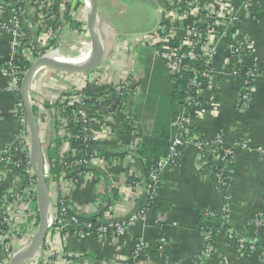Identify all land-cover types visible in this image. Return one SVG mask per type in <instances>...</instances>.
Wrapping results in <instances>:
<instances>
[{"label": "crops", "instance_id": "crops-1", "mask_svg": "<svg viewBox=\"0 0 264 264\" xmlns=\"http://www.w3.org/2000/svg\"><path fill=\"white\" fill-rule=\"evenodd\" d=\"M59 1L63 9L72 4L69 0ZM177 1L160 0L157 4L155 0H98L97 27L105 49L104 63L89 75L86 83L78 75L69 78L42 69L35 76L31 87L30 95L37 105L35 109L43 113L38 117L43 122L46 119L45 123H41L40 131L43 132L47 122V143L52 142L54 101L63 90L74 89L76 85L84 86L83 91L91 94L108 89L117 91L122 86L130 91L132 95L128 110L134 121L137 141L152 135L161 125L170 121V109L181 107L170 103V93L175 85L156 48L155 31L157 25L165 21L167 30L171 31L175 39L179 40L185 35V23L194 22L196 17L193 12L188 13L177 7L166 11L167 2ZM83 6V2H77L75 8L71 7L70 16L78 20V23L84 12ZM212 6L214 11L210 12L209 21L213 23V32L217 38L213 67L216 70L218 91H202L201 109L196 111L188 107L183 108V111L189 126L194 127L199 135L220 134L228 144L249 141L264 148V11H257L255 5L248 6L247 14L242 15L244 0H213ZM25 8L22 23L28 41L37 44L40 29L46 26L52 36V51L68 58L79 56L82 42H89L87 31L81 24L79 28H72L63 21L55 23L51 18L41 17L42 14L36 11L32 15L29 13L30 7ZM134 12L142 13L145 17L137 27L126 20ZM236 15L242 18L234 22L232 17ZM232 27L236 28L238 34L250 39L258 58L259 72L252 90V100L244 112L235 108L236 82L227 74V40L220 37ZM9 43L8 34L0 35V148L14 144L15 133L20 127L19 117L13 108L15 95L4 89V67L8 60ZM163 73L168 78L166 84L169 101L167 111L160 113L157 104L147 98L151 88L158 82L157 75ZM52 78L57 85L52 82ZM96 126L98 128H93L92 134L97 144L88 153L93 152L94 156L96 149L124 152L126 156L121 163L123 168L120 170L121 165H110L106 171H101L107 176V184L90 173L88 181L71 191L68 202L71 207L79 208L81 213L90 217L102 207L103 194L108 191L110 194L115 188L119 190L118 201L101 219L109 217L126 220L138 211L144 200L142 187L124 189L128 178L142 176V160L136 155L135 147L129 145V139L127 144L125 140L121 144V140L116 141L100 134L101 127ZM119 129L117 127L116 131ZM174 130L171 124L170 141ZM122 135L125 134L118 133L117 136ZM235 153L230 182L232 208L229 224L238 237L256 241V234L247 228V221L253 214H261L264 220V160L257 151L238 145L235 146ZM198 161L196 149L187 146L175 163L164 167L160 173L158 192L152 201L154 211H146L144 220L131 225L123 237L91 233L81 239L62 231L53 232L48 236L47 247L60 255L74 257L72 264H194L203 247V239L197 228L199 217L206 209L220 210L223 202L221 195L212 190L209 175L206 172L198 175L196 172ZM94 162L98 166L103 163ZM160 237L167 242L162 253L153 249ZM258 237V242L264 245V225ZM135 238L141 239L146 246L142 254L131 256L132 241ZM215 248L216 252L199 264H222L223 259L227 264H258L255 256L237 254L225 234L215 240ZM91 254L98 258H92ZM41 262L44 264L45 260L41 259Z\"/></svg>", "mask_w": 264, "mask_h": 264}, {"label": "built area", "instance_id": "built-area-1", "mask_svg": "<svg viewBox=\"0 0 264 264\" xmlns=\"http://www.w3.org/2000/svg\"><path fill=\"white\" fill-rule=\"evenodd\" d=\"M51 1L52 0H11L8 9L0 7V35L8 34L10 36L8 60L5 65L7 71L5 72L6 79L4 89L7 92L15 95L13 108L17 113L20 121V127L15 133L14 144L5 145L0 148V264H9L10 258L35 234L38 223L36 205V179L33 174L29 159L30 148L28 132L25 124V115L24 111L22 110V113L20 110L22 108V104L19 102L18 99L20 82L24 72L27 69L25 70V68H23V64L22 62H20L18 55L19 53H23L25 60L27 61V63H29L30 66V64L37 57L49 51H52V45H50L52 36L49 29H47L46 26L41 28L37 44L28 41V37L24 31L22 23V18L25 13V6L22 9L17 10L14 8V6L19 2H24L26 6L30 7L29 13H31L32 15H34L36 11L42 14L41 17H46L47 19L51 18L53 20V17H48V11ZM69 2L72 3V8H75L77 2H83L84 12L83 15H81L79 23L86 30L85 19L88 8V0H69ZM212 2L213 0H211L209 6L207 7V21L210 20V12L214 11ZM244 5L245 8H243V10H247L248 6H254L247 5L245 0ZM62 9L63 8H61L59 4V19L61 20L63 19L62 14L66 10ZM18 10L19 12H17ZM187 12H193L196 17L194 22H197L201 27L203 26V21L198 18L197 10ZM237 17L241 16L236 15L232 17V20L234 22L239 21ZM76 22L78 23V20H76ZM209 23L210 25L205 34L206 41L201 46V52L203 56H205L210 62V67L208 68L206 73V76L209 78V87L206 90L214 93L212 89H216L218 91L216 85V70L213 67V61L216 55L217 38L213 32V23L211 21H209ZM185 25L184 28L186 30V33L179 40L173 37V34L170 30H167L165 21H163L162 23L160 22L156 27V30L164 35L163 39L165 41L176 40L179 42V46L177 49L174 48L168 51L167 47H163L164 51H158L159 55L164 61L168 75L172 77V82L174 83V85L178 80H180V78L174 77L176 75H180V73L183 71L189 70V67L184 63V61L192 60L195 58L193 49L195 44H197V41H192L191 37L195 34L200 35L199 31L189 29ZM231 29L229 31L224 32L220 36L222 39L227 40L226 43L228 46V51L227 58L225 59V64L227 66V74L233 80L235 79V67L233 68V70L229 68V53L232 50L236 54L239 63H245L251 67H254V71L251 72L249 76L256 80V76L258 75L259 70L257 69L258 58L255 55L253 43L250 41V39H248L247 36L244 35L248 39V41L243 42L244 47L253 51V55H250L249 57H244L234 46L230 44L229 37L226 36V33H229ZM239 36L240 34H238L236 30L234 37L238 38ZM81 45L82 50L78 52V55L81 56L86 50L85 58H82V60H85L90 53V43L82 42ZM70 49L72 50L71 47ZM41 70H39L38 73ZM96 70L78 74L61 73V75L64 74L69 78H73L74 76L78 75L80 79L85 81L84 83H86L88 82L87 80L90 78L89 75H91V73ZM48 71L51 72L52 70L48 69ZM200 73L202 74V71H200ZM51 80L53 83L55 82V79L52 78ZM54 84L57 85V83ZM83 88L84 86L81 87L80 85H76L74 89H65L57 96L56 100L54 101L52 117L53 132L51 134L52 142L47 143L45 141V133L48 132L47 122L44 126L45 129L43 130V132L40 131L39 128L40 139L44 151L43 153L45 180L51 195V207L49 212V231L47 235H50V233L53 232L62 231L66 235H76L81 239L85 238L91 233H96L100 236H106L111 234L116 237H123L128 232V229L131 225L141 220H144V213L146 211L142 213L136 212L130 215L126 220L110 219L109 217L108 219H98L101 226L95 232H84V227L89 228L90 224H81L78 222V219L75 216L68 215L69 211L73 210V207H71L70 203L68 202V196L76 186L82 185L89 179L90 172L86 171L84 168H89L91 164H95L96 166H98L96 164L97 162H94L93 160V154H91L90 152L88 153L90 147L87 146L81 151H76L72 147V142L74 140V130L77 128H81L86 138L95 141L92 132L93 128H98L96 126L98 125L99 127H101L100 134L107 135L110 139L119 141V138L117 136L118 132L116 131V128L121 127L120 117L126 114L125 110L117 108L112 112H101V122L96 118H89L91 107L87 104L86 100L82 96V93L84 92ZM253 89L254 87L246 89V94L244 95V98L247 102H249V104L247 105V108L245 110L240 112H244L248 109L252 100ZM122 90L123 86L120 87V89H117V98H119V96L123 92ZM206 90H201L199 92V96L201 97V92ZM58 102L64 107L72 106L75 102L80 104L79 108H76L72 111L74 121L71 123L72 127H70L69 129L67 128L70 124L68 123V118L62 116V113L59 110L55 109V104ZM117 102L120 103V100H118ZM196 105L197 104L195 102H188V105L185 108L192 107L194 110H196ZM202 106L203 104L200 106V109ZM183 110L184 109L182 108L180 115L176 118L173 123L175 130L173 137L171 138V146L169 148L168 155L165 159L159 161L158 168L149 175L150 184H148L147 187L148 189H151L152 193L155 192V190L159 189L160 173L162 172L164 167L169 163H175L172 161V159L176 156L179 157L181 151L187 146H193L196 149L197 156L199 159L196 170L203 167L208 157H212L215 163H218L220 160L223 159L222 154L232 155L235 164L236 145H238V147L240 146L242 148L255 150L258 152V155H260V153H264V148L249 141H239L237 144H228L226 143L223 137L222 138L224 140H221L219 138L220 134L213 135L216 137V140L215 142L213 141V143L211 144L205 143L203 141H193V138L189 136L191 133L192 126H189L188 118L186 117ZM40 115H43V113L41 111H37V118H39L38 116ZM55 119L60 120L59 126L56 125ZM45 121L43 122L41 120L40 122L45 123ZM98 122L99 124H97ZM40 126L41 124L39 125V127ZM132 137L134 140H136L135 132L132 134ZM198 137L209 138L212 136H204L198 134ZM57 138H59V142L55 141ZM132 145L134 146L135 144ZM226 145H228L231 149H225ZM49 148H56L58 149L60 154H62L57 162V175L53 174V172L51 171V168L54 167L56 163L50 164L47 158V152ZM100 164L101 165H99L98 167H101L102 170L106 171L107 165L105 163ZM112 165L119 167L120 162L115 161ZM223 168L228 170L227 164H224ZM204 172H206L210 177L208 171ZM56 178L58 181L56 180ZM141 187L142 186H140L139 184H136L132 189H140ZM126 188L128 187L124 186V189ZM216 193L220 194L222 197V207L220 210L211 209V212H207V220L211 223H217L219 219H223L225 222H229V215L231 213L232 208L231 193L229 192L225 195L221 192ZM57 204H59V206H57ZM207 210L208 209H206L205 211ZM255 224L256 228H258L259 230L262 229L264 225L263 216L262 221H256ZM69 231H73V233L70 234ZM222 234H225L227 241L233 247L234 243H237L239 245V249H243V243L245 239H242L235 235L231 229L221 228L217 231L210 229L205 236V240H207V245L205 248L202 249L201 253L195 258V260H199L200 263L203 260L207 259L210 255L215 253V240L218 238V236ZM166 245V240L163 237H160L154 245L153 249L162 253L166 248ZM145 246L146 245L142 242V240L139 239L137 251L136 253H134V256L140 255V252L144 250ZM250 249L251 256H255L256 258L258 257V264H264V245L260 244V246L258 247L252 246ZM259 256H262V258H259ZM65 257L66 256L55 253L47 246L44 247L43 244L38 250L37 254L25 264H41V259L45 260L44 264H66ZM222 264H227L224 259L222 260Z\"/></svg>", "mask_w": 264, "mask_h": 264}, {"label": "trees", "instance_id": "trees-1", "mask_svg": "<svg viewBox=\"0 0 264 264\" xmlns=\"http://www.w3.org/2000/svg\"><path fill=\"white\" fill-rule=\"evenodd\" d=\"M156 3L160 2V0H155ZM211 0H178L175 3H166L165 8L166 11H171L175 9L176 7L180 10L184 11H192L197 10L198 18L203 21V26H199L197 22L194 23H186V27L192 30H197L200 32V35H193L191 37L192 41H197V44L194 46V55L195 58L192 60H186L184 63L189 67L188 71H183L180 73V75H176L174 78H180L175 84L174 90L170 93V103L171 104H177L181 108L170 109V121L166 123L165 125H161L152 135L144 136L141 140L136 141L133 139L132 134L135 132V125L134 122L131 119V112L128 110L129 106V98L132 95L130 91H126L123 89L121 95L119 98H117V91L115 89H108L99 93H86L85 91L82 93V96L86 100L87 104L91 107V111L89 113V118H96L100 122L102 121V117L100 116L101 112H112L115 109H122L126 111V114L120 117L121 121V127L118 130V133L127 135L129 139V145L135 144V153L136 155L142 160V176L141 177H130L127 179V182L125 183V186L128 188H134L136 184H139L142 186V189L144 190V200L142 204L140 205L137 213H142L145 211H154L155 206L153 207L152 201L153 198L158 190H155V192H151V189H148V184H150L149 175L155 171L158 168L159 161L166 158V156L169 153V148L171 146L170 141V125L174 123L176 118L180 115L181 109L185 108L188 105V102H195L197 105L195 106L196 110H200V106L203 104L202 98L199 96V92L201 90L208 89L209 85V78L206 76L207 70L210 67L209 60L203 56L201 52V46L205 43V34L207 32V29L210 25L209 21H207V13ZM247 5H255L257 7V11H264V0H245ZM11 0L7 1L6 3L0 5L2 8H8L10 5ZM28 7L25 5L24 2H19L14 6V8L22 9L23 7ZM26 9V8H25ZM65 12H63L62 16L63 19H59V1L58 0H52L50 2L49 11H48V17H53V22H64L68 24L72 28H79L80 23H77L75 19H73L70 16L71 11V5L65 6ZM19 12V10L17 11ZM247 12L244 9L242 11V15H246ZM238 20L241 19V17H237ZM53 25H55L53 23ZM41 30V29H40ZM156 32V41L155 45L157 50L160 52L164 51L163 47H167L168 51L171 49H177L179 46V42L176 40H169L165 41L164 35L161 34L159 31ZM236 33L235 28L233 27L229 33H226V36L229 37V42L232 46H234L240 54H242L244 57H249L250 55H253V51L251 49H247L244 47L243 42L248 41V39L244 35H240L238 38H235L234 35ZM182 52V51H180ZM18 58L20 62L23 64V68L28 69L29 63L25 60V57L23 56V53H19ZM235 65V66H234ZM235 67L236 75H235V82H236V99H235V108L238 111H243L247 108V105L249 102H247L244 98V95L246 94V89L253 88L255 86V79L249 76L251 72L254 71V67L249 66L245 63H239L238 58L236 57V54L234 51H230L229 53V68L233 70ZM7 69L4 67V76ZM202 71V74L200 73ZM6 79V76H5ZM170 79L172 80V77L170 76ZM214 93L217 92L216 89H212ZM19 102L22 104L20 96L18 94ZM120 100V103L117 102ZM32 104L35 107H37L36 103L32 101ZM80 104L75 102L72 106L64 107L59 102L55 104V109L59 110L62 113V116L68 118V129L71 126V123L74 121V118L72 116V111L76 108H79ZM23 113V108L20 109ZM56 120V125L59 126L60 120ZM38 125L41 124L40 118H37ZM40 128V127H39ZM66 128V129H67ZM74 129V128H73ZM193 138V141H203L205 143H213L215 142L216 137L212 136L209 138L205 137H198V132L194 129V127H191V133L189 135ZM119 140H121V144H123V140L118 137ZM219 138L221 140H224L222 136L219 135ZM56 142H59V138L55 140ZM137 142V143H136ZM96 142L92 141L88 138H86L85 134L82 132L81 128H77L74 130V140L72 142V147L76 151H81L85 149L87 146L90 147V149L93 151L94 147L96 146ZM182 149V148H180ZM225 149H231L228 145L225 146ZM11 150V149H10ZM93 154V152H92ZM62 154L58 151L56 148H49L47 152V158L50 164L56 163L54 167L51 168V171L53 174L58 173L57 169V162L60 159ZM69 155V154H68ZM126 154L124 152H118V151H103L101 149H96L93 160L96 161H103L108 166L112 165L113 162L119 161L120 165L122 161L124 160V157ZM260 157L264 160V153H260ZM178 156L172 159L173 162H176L178 160ZM222 160H220L218 163H215L214 159L212 157H208L206 163L203 165L202 168H199L196 170L198 175H202L204 171H208L210 174V185L214 192H221L224 195L230 192V182L232 178V171L234 169V160L232 155H224L222 154ZM224 164H227L228 170L224 169ZM122 165L120 167V170H122ZM86 171L90 172L94 176L98 177L99 179H102L107 184V176L105 173L101 172L104 171L100 167L91 164L90 167L84 168ZM57 180V178H56ZM58 181V180H57ZM105 195L103 197L104 203L102 204V207L99 208V210L93 214L90 217H87L83 213H81L79 208L73 207V210H70L68 215L69 216H75L78 219V222L81 224H90L89 228L84 227V232H95L98 230V228L101 226L98 219L103 218L106 216V211L109 210L111 206L115 202L118 201L119 197V190L113 189L112 192L109 191L108 193H104ZM59 206V204H57ZM211 209H208L207 211L202 212V214L199 217L197 228L202 236L203 241V248L207 245V240H205L206 233L213 229L214 231L220 230L221 228H227L231 229L229 222H225L223 219H219L217 223H211L207 220V212H211ZM38 219V217H37ZM256 221L261 222L262 221V215L261 214H253L247 221V228L250 229L254 234H256V241L251 240H245L243 243V249H239V245L237 243H234V248L237 254H244L245 256H251V247L252 246H260V243L258 242V234L261 231L258 228L255 227ZM70 234L73 233V231H69ZM48 236L46 237V240L44 242V247L48 244ZM139 243V239L135 238L132 241V249H131V256H134V253L137 251V245ZM143 252H140L142 254ZM92 258H98L96 255L91 254ZM262 258V256H259V258ZM258 258V257H257ZM66 264H72V262L75 260L74 257H65ZM70 261V262H69ZM199 260H195L194 264H198Z\"/></svg>", "mask_w": 264, "mask_h": 264}, {"label": "water", "instance_id": "water-1", "mask_svg": "<svg viewBox=\"0 0 264 264\" xmlns=\"http://www.w3.org/2000/svg\"><path fill=\"white\" fill-rule=\"evenodd\" d=\"M10 0H0V5ZM98 0H88L86 12V31L89 37L90 53L85 60L74 61L57 51H49L37 57L24 72L19 88V96L25 115V124L29 137V159L36 179V205L38 223L35 234L10 258L9 264H25L30 261L44 244L49 231V212L51 195L44 174V151L40 139L37 111L32 104L31 87L36 74L41 69L59 73H84L98 69L106 60L105 49L97 27ZM125 144L128 137H120Z\"/></svg>", "mask_w": 264, "mask_h": 264}, {"label": "rangeland", "instance_id": "rangeland-1", "mask_svg": "<svg viewBox=\"0 0 264 264\" xmlns=\"http://www.w3.org/2000/svg\"><path fill=\"white\" fill-rule=\"evenodd\" d=\"M144 19L145 17L142 15V13H137V12H134L133 14L128 15V17L126 18L127 23L133 25L134 27L139 26L144 21ZM163 74L157 75L158 82L156 85H154L153 88H151L149 98H147L148 101L151 100L150 101L151 103L157 104V106L159 107L160 113L167 111L168 101H169V95H168L167 84H166V81L168 78L165 73Z\"/></svg>", "mask_w": 264, "mask_h": 264}, {"label": "bare ground", "instance_id": "bare-ground-1", "mask_svg": "<svg viewBox=\"0 0 264 264\" xmlns=\"http://www.w3.org/2000/svg\"><path fill=\"white\" fill-rule=\"evenodd\" d=\"M80 49V48H79ZM85 53H86V50L84 51V53L81 55V56H77V57H74L76 59H73L74 61H79V60H82V58H85Z\"/></svg>", "mask_w": 264, "mask_h": 264}]
</instances>
